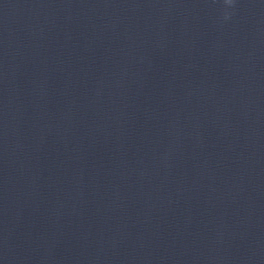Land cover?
Here are the masks:
<instances>
[{
  "label": "clouds",
  "instance_id": "clouds-1",
  "mask_svg": "<svg viewBox=\"0 0 264 264\" xmlns=\"http://www.w3.org/2000/svg\"><path fill=\"white\" fill-rule=\"evenodd\" d=\"M224 3L228 6H232L234 4V0H224ZM229 18V14L225 13L224 15V19H228Z\"/></svg>",
  "mask_w": 264,
  "mask_h": 264
}]
</instances>
